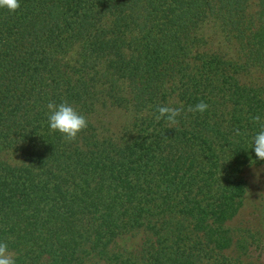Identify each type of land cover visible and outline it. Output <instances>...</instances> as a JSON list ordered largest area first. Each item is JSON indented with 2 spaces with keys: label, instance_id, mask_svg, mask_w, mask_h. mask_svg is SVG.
<instances>
[{
  "label": "trees",
  "instance_id": "1",
  "mask_svg": "<svg viewBox=\"0 0 264 264\" xmlns=\"http://www.w3.org/2000/svg\"><path fill=\"white\" fill-rule=\"evenodd\" d=\"M19 3L0 8V242L16 264H264V0ZM170 101L174 128L155 119ZM49 102L87 118L74 142Z\"/></svg>",
  "mask_w": 264,
  "mask_h": 264
},
{
  "label": "clouds",
  "instance_id": "2",
  "mask_svg": "<svg viewBox=\"0 0 264 264\" xmlns=\"http://www.w3.org/2000/svg\"><path fill=\"white\" fill-rule=\"evenodd\" d=\"M19 7V0H0V8L7 9L9 12H15ZM174 103L170 101L169 104L156 108L155 119L157 121L164 119L169 128H174L179 123L178 117L184 111L183 105L172 106ZM207 108L208 104L201 101L194 107H189L187 111L204 113ZM47 109L50 130L61 133L66 142H74L78 134L88 127L87 118L67 102L59 105L49 102ZM253 121L260 124L261 130L254 135L252 148L256 158L264 161V122L261 121L260 116H254ZM0 264H16V253L9 249L6 242H0Z\"/></svg>",
  "mask_w": 264,
  "mask_h": 264
},
{
  "label": "rangeland",
  "instance_id": "3",
  "mask_svg": "<svg viewBox=\"0 0 264 264\" xmlns=\"http://www.w3.org/2000/svg\"><path fill=\"white\" fill-rule=\"evenodd\" d=\"M254 177L257 176L256 180L258 178H264V166L261 167V168H256L254 170ZM248 207V206H247ZM247 207L246 208H243L242 210H240V213L238 214V218H243L242 216L245 215L246 216V212H247ZM264 257V256H263Z\"/></svg>",
  "mask_w": 264,
  "mask_h": 264
}]
</instances>
